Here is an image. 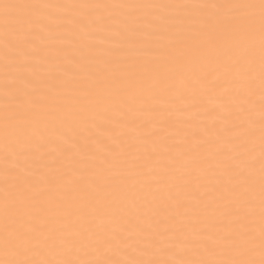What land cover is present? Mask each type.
I'll use <instances>...</instances> for the list:
<instances>
[{"label": "snow or ice", "instance_id": "obj_1", "mask_svg": "<svg viewBox=\"0 0 264 264\" xmlns=\"http://www.w3.org/2000/svg\"><path fill=\"white\" fill-rule=\"evenodd\" d=\"M0 264H264V0H0Z\"/></svg>", "mask_w": 264, "mask_h": 264}, {"label": "bare ground", "instance_id": "obj_2", "mask_svg": "<svg viewBox=\"0 0 264 264\" xmlns=\"http://www.w3.org/2000/svg\"><path fill=\"white\" fill-rule=\"evenodd\" d=\"M9 2H13V3H27V2H34V0H9ZM52 2L73 3V2H79V0H52ZM89 2L110 3V2H113V0H89ZM128 2H145V0H128ZM153 2H170V0H153Z\"/></svg>", "mask_w": 264, "mask_h": 264}]
</instances>
